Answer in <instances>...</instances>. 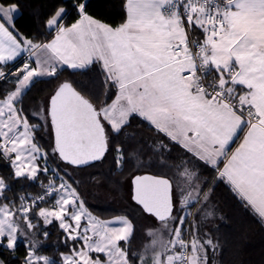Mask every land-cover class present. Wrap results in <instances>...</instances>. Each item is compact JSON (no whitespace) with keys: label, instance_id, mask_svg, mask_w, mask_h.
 Wrapping results in <instances>:
<instances>
[{"label":"snow or ice","instance_id":"6c2138e0","mask_svg":"<svg viewBox=\"0 0 264 264\" xmlns=\"http://www.w3.org/2000/svg\"><path fill=\"white\" fill-rule=\"evenodd\" d=\"M90 7L60 0L39 40L16 28L18 0H0V159L11 170L0 176V257L23 244L22 264H216V181L264 224V0H124L116 26ZM97 65L92 92L63 80L25 108L41 78ZM109 156L89 183L118 186L112 171L131 168L130 200L151 221L135 249L134 221L93 214L76 176ZM41 175L40 193L9 198V180ZM54 223L66 248L55 257L40 253Z\"/></svg>","mask_w":264,"mask_h":264},{"label":"trees","instance_id":"16d2710c","mask_svg":"<svg viewBox=\"0 0 264 264\" xmlns=\"http://www.w3.org/2000/svg\"><path fill=\"white\" fill-rule=\"evenodd\" d=\"M65 5L70 3V0H64ZM60 3V0H18L19 12L15 15L16 28L29 37H35L39 40H45L49 37V32L45 27V21L48 14L53 8ZM124 0H90L89 11L97 18L112 26L120 24L125 18L123 8ZM70 15L66 18L67 23H71L75 18V13L69 9ZM195 33L194 36H198ZM19 63V61H18ZM86 70L84 72L73 73L71 70H65L59 73V79L41 78L36 82L24 96V106L26 109L33 110L36 105L42 103L43 99L54 89L57 83L63 80H69L75 86L82 89H87L89 92L94 90L98 80L97 70ZM9 87L6 84L0 83V88ZM133 130L143 131L145 125L138 119L132 122ZM149 134V133H146ZM39 143L47 147L51 142L50 132L38 133ZM110 161L104 162L103 168H88L83 172L76 173L77 178L82 179L81 191L86 199L87 206L93 214L102 219L113 218L117 215H127L132 219L136 226V238L133 240V248H138L142 239L144 227L148 225L147 216L140 213L138 206L128 200L125 184L122 181L130 177L131 168L124 169L122 174H116L112 171V180L119 179L118 186L105 180L104 187L109 186L111 196L121 195L122 200L114 202L111 199L95 196V199L89 200L90 191L94 188L95 181L89 183V173H108L110 171ZM51 166V162H50ZM10 168L3 159H0V176L8 177ZM152 171H156L153 169ZM100 179H103L101 176ZM47 182V178L40 176L39 181H11L12 190L8 192L9 198H14L21 194L36 195L41 192L39 182ZM107 184V185H106ZM102 187V186H101ZM122 193V194H121ZM92 194V193H91ZM103 200V201H102ZM213 207L215 209L214 222L209 224L215 232V235L221 242V252L217 257L216 264H264V224L258 217L253 215L249 210H246L241 205L239 198L236 197L230 190L229 186L222 182H215ZM144 217H147L145 220ZM50 233L49 238L44 241L40 252L49 256H57L59 251H66L62 243V234L56 224L47 227ZM25 250L21 244L15 254L4 252L2 259H5L7 264H22Z\"/></svg>","mask_w":264,"mask_h":264},{"label":"rangeland","instance_id":"374dc122","mask_svg":"<svg viewBox=\"0 0 264 264\" xmlns=\"http://www.w3.org/2000/svg\"><path fill=\"white\" fill-rule=\"evenodd\" d=\"M48 96V95H47ZM47 96L43 99V101H42V103L43 102H45L46 101V98H47ZM122 181H124L123 183L125 184V186H124V190H126V193H127V195H128V200H130V190H131V185H130V177H128V178H126V179H123ZM105 183V182H104ZM107 185V184H106ZM110 187L109 186H107V187H104V186H100V187H98V188H94L92 191H90V193H89V196H87L88 198H89V200H92V199H95V196H97V197H101V199H104V198H106V200L107 201H109L110 200V203H112L111 202V199L114 201V202H118V199H120V201L122 200V198H121V195H118V196H111V192H110ZM92 193V194H91ZM122 194V193H121ZM103 201V200H102ZM131 201V200H130ZM144 219L146 220L147 219V217H144ZM147 222H148V225H146L145 227H144V230L146 229V227H148V226H150V224H151V221H150V219L148 218V220H146ZM41 253V252H40ZM41 254H43V253H41ZM44 255H46V254H44ZM1 258V257H0Z\"/></svg>","mask_w":264,"mask_h":264},{"label":"crops","instance_id":"0c3cea01","mask_svg":"<svg viewBox=\"0 0 264 264\" xmlns=\"http://www.w3.org/2000/svg\"><path fill=\"white\" fill-rule=\"evenodd\" d=\"M18 12H19V11H18ZM18 12H17V13H18ZM17 13H16V14H17ZM235 146H236V145L234 144L232 147L234 148ZM109 219H111V218H109Z\"/></svg>","mask_w":264,"mask_h":264}]
</instances>
